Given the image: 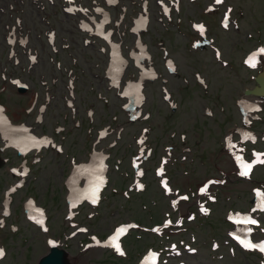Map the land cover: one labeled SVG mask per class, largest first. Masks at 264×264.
<instances>
[{
    "label": "flooded vegetation",
    "instance_id": "flooded-vegetation-1",
    "mask_svg": "<svg viewBox=\"0 0 264 264\" xmlns=\"http://www.w3.org/2000/svg\"><path fill=\"white\" fill-rule=\"evenodd\" d=\"M157 1L31 0L34 9L29 11L24 0H0V244L7 256L12 253L6 247L8 240H26L25 232L42 234L30 221L39 213L37 208L45 210L50 226V208L42 201L39 184L47 174L51 179L56 175L46 160L59 165L60 174L67 176L62 182L66 195L81 166L104 155L113 162L110 143L118 147L121 139L115 135L121 127L131 130L144 122L143 117L145 121L151 119L146 90L153 83L152 74L161 78L160 91L168 110L163 126L183 120L179 111L188 91L169 49L180 40L189 64L198 63L193 49H199L203 38L196 28L197 24L210 22L212 14L206 11L211 2H204L198 17L188 14V7L196 10L200 1L163 0L169 5L170 14L160 20L162 27L154 29L157 21L153 18L160 14ZM70 5L73 11L66 10ZM207 29L204 39L211 38L213 46L221 49L216 35L209 32L208 26ZM154 47L160 49V59L153 53ZM208 51L212 53L211 47L202 53ZM168 59L177 69L172 75L166 70L170 66ZM158 60L165 74L158 67ZM171 78L184 84L175 90ZM133 83L140 87H132L135 90L128 95L126 90ZM137 93L139 101H135ZM168 93L173 105L163 99ZM203 109L206 117L207 108ZM137 112L142 115L138 122ZM196 121L193 128L200 131L202 125ZM41 125L52 129L43 131ZM196 134L201 136L200 132ZM25 137L28 143L47 141L51 146L24 156L16 144L26 141ZM186 142L189 143L178 140L177 156L188 160V147L205 143L188 138ZM85 151L86 156L80 157ZM59 205L65 213L66 196ZM50 232L51 226L42 235L59 240L60 246L67 249L66 233L60 236ZM28 257L29 254L25 258ZM25 258L16 264H37L40 256L35 263Z\"/></svg>",
    "mask_w": 264,
    "mask_h": 264
},
{
    "label": "rangeland",
    "instance_id": "rangeland-1",
    "mask_svg": "<svg viewBox=\"0 0 264 264\" xmlns=\"http://www.w3.org/2000/svg\"><path fill=\"white\" fill-rule=\"evenodd\" d=\"M24 1L27 10L31 11L34 9L31 0ZM207 1L208 0H200L201 6L197 7L196 10L188 7V14H194L201 17V10L204 2ZM230 1L244 10L241 13L239 12L240 15L244 16L239 21L240 33H236L233 27L228 31L221 30L219 26L220 15L209 20L212 23V32H214L217 37V45L221 48L224 58L232 62L234 67H222L220 64L216 63L210 51L197 55L198 63L190 65L189 59L185 55L186 52L183 50V45L181 44L182 41L176 40L173 42L169 52L178 65L179 72L185 76L186 82L184 83L187 86L186 92L188 91L179 111L183 120L176 121L175 124L172 123L173 125L167 124L166 126H163L164 115L168 110L162 100L160 91L161 84L158 81L147 85L146 108L152 110L151 119L145 123L136 124V126L131 127V130H127L121 134V140L119 141L118 147H115L112 151L114 156L112 164L114 165L116 159L119 158L124 162L121 165V171L131 173L129 158L136 149H133L134 135L138 136L141 132V128L146 124H152L153 131L146 134L148 138L146 142L147 147L148 144H152L154 148V157L152 156L149 158V161L145 166L146 177L144 178V181L146 182L148 189L145 193L134 194L130 201H126L119 196H111V201L114 205L113 211H116V213L112 215L106 204L103 217L97 219L93 218V220L89 221V233H97L103 237L104 235L109 234L112 231V228L118 223L130 220H137L141 224L151 227L155 224H161L166 218L165 215L167 213L171 214L174 212L169 206L170 198L164 197L159 188V180L156 179L154 174V169L160 164V158L165 154L164 146L168 145L172 140H175L171 137L173 132L176 133L179 131L182 133L183 131V133L188 135L189 139H201L202 142L205 141L204 145L193 146V157L195 158V161H189L186 163V166L183 167L182 171H178L176 163H168L167 169L171 170L170 174L172 181L176 187H180L183 190H185L187 186H193L196 188L205 179L216 176L219 168L231 171L230 160L222 151L221 144H214L213 141L218 140L219 142L223 134L230 129L235 132V134H233V140L239 141L240 134H238L237 129L247 127L242 113L240 114L238 111L237 101L241 100L240 98L243 97L245 89H251L256 85L255 82H253V77L257 74V71L254 69L248 70L242 65L241 61L243 57L254 50L259 44L264 43L257 40L259 38L264 39V0ZM156 27L157 24L154 23L153 28L155 29ZM250 35L251 37H249ZM152 50L160 59V50L156 47ZM158 62V67L165 74V68L161 66L162 64L159 60ZM195 72H197V74H202L201 78L203 80L200 84L196 81L197 78L194 77ZM184 83L174 78L170 79V84L174 86V89ZM204 86H207L208 88L204 89ZM179 101H182V99L180 98ZM206 107H211L216 112L213 119L203 116V108ZM223 109H226L225 113H222ZM17 113L19 114V110H17ZM247 116L250 120L247 122V124L250 125L249 128L253 129L260 139L257 148L264 150V144L261 143V139L264 137V109L259 115H257L263 118V122L254 119V117H256L255 112H251ZM174 118H176V114H174L173 119ZM195 121L200 122L202 125L200 126V131H197L196 127L193 128ZM49 127L50 126L46 128L45 125H41L40 129L43 131H51L52 128ZM196 132H200L201 136L197 135ZM204 134H207L206 139L203 138ZM209 135L210 139H208ZM78 138L84 141L82 135H79ZM175 138L178 140L177 133ZM85 156L86 151L83 155H80L82 158ZM46 164L55 168L53 174H55L56 177L51 179L49 178V174H47L39 184L40 193L43 203L50 208L51 212L50 234L54 232L55 235H60L66 228V222L64 223L63 220L65 213L62 214L59 203L63 202L66 196L62 182L66 181L67 176H62L59 172V165H55L50 159L46 160ZM215 166L217 167L216 170ZM232 171L233 183H228L224 188H220L219 193H223V196L220 201L213 206L214 209L209 219L204 222H199L196 226L195 222H198V220L190 223L192 229L189 228L186 234H182V236H184L183 239L187 241L186 243L192 245L193 248L198 250L196 255H186L182 259L187 264H264V258L260 254L256 252H243L232 244L228 245L230 242L227 237L228 232L224 230L225 215L230 209H244L247 211L250 206V199L253 198L252 188L254 186L253 182H248L236 177L233 164ZM253 172L255 177L257 175L259 181L264 180V167H260ZM111 176V187H117L120 191L122 188H127L132 180V177L128 178V180L122 179L123 176L121 177L120 171L117 170H114ZM110 192L111 188H108L105 192L104 202L105 197H107ZM226 197H230L231 200H226ZM83 208L84 212H90V210L85 209V207ZM189 211H194V208H188V205L184 204L181 212L188 213ZM176 215L177 212L173 215L174 220L176 219ZM257 229L260 232H264L263 225L257 227ZM24 236L27 238L26 240L21 241V239L18 240V238L15 237L14 239L12 238L7 241L6 247L9 246L12 253L8 255L1 264L20 263L19 260L23 257L25 258L28 254L29 257L28 259L25 258V260L27 259L26 261L35 263V260L39 256H43L47 253L45 245L47 237L38 234V232L35 234H28L25 232ZM192 237L197 239L200 238V240H197V243H192L190 240ZM262 237H264V234L259 235V238ZM86 238L88 239V235H79L73 238L70 247V262L77 260L74 264H138V262H135L138 259V257L136 258L138 252L145 251L149 246L160 244L152 235H143L142 239H138L134 235V237L128 238L125 242V246L128 249L132 261H125L116 259L114 257L115 255H112L108 250L91 249L85 251L83 243L87 242ZM216 241L219 242L220 245L218 252L211 250L212 243ZM177 243L179 244L180 242ZM166 246H169V243H164L158 249L166 248ZM231 246L235 247L236 256H233L230 253L229 248ZM22 261H24V259ZM170 264L176 263L171 261Z\"/></svg>",
    "mask_w": 264,
    "mask_h": 264
},
{
    "label": "snow or ice",
    "instance_id": "snow-or-ice-1",
    "mask_svg": "<svg viewBox=\"0 0 264 264\" xmlns=\"http://www.w3.org/2000/svg\"><path fill=\"white\" fill-rule=\"evenodd\" d=\"M222 0H216V3H221ZM71 11V9H69ZM227 17H225V27H227ZM201 28V31H203V26H200ZM260 52L261 53H264V48L260 49ZM256 58H257V54L256 53H253L247 60H246V63L250 64L251 66H255L256 64ZM2 111V110H0ZM260 155L261 154H257V160L254 161L253 163H242V171H241V175L243 176H246L249 174V172L251 171V168L253 167V164L254 163H264V160H261L260 159ZM139 187H143L142 185H139ZM201 191H204V189H201ZM99 192V185H97L93 191H92V196L94 197L93 199V203L96 202V198L97 197V194ZM182 199H187V197H182ZM203 210V209H202ZM206 211V210H205ZM239 222V221H238ZM244 222L245 223H251V224H255L256 221L253 220V219H250L248 217H245L244 218ZM128 227H134V226H123L119 229L116 230V233L115 235H113L112 237L109 238V241H108V246H112L116 249V251L123 255V252L120 248V245H119V237L121 235H123L126 231H127V228ZM250 231V230H249ZM241 244L245 247V248H249V249H252V248H259L260 251L264 252V243H261V244H253L251 241L249 240H241L240 241ZM99 243V242H98ZM3 255V250L0 249V256Z\"/></svg>",
    "mask_w": 264,
    "mask_h": 264
},
{
    "label": "bare ground",
    "instance_id": "bare-ground-1",
    "mask_svg": "<svg viewBox=\"0 0 264 264\" xmlns=\"http://www.w3.org/2000/svg\"><path fill=\"white\" fill-rule=\"evenodd\" d=\"M143 20V19H142ZM139 23H140V21H137V24L139 25ZM138 25H137V28H138ZM139 59V58H138ZM144 72H147V71H145L144 70ZM132 87H140L139 85H137V84H130L129 86H128V88H127V90H126V93H128V95H130L132 92H134V88H132ZM139 93H137V95H136V98H135V101L136 100H138L139 101ZM138 96V97H137ZM129 99V98H128ZM254 106H255V104H253ZM24 140H26V141H24V142H22V143H24V146H22L21 148L23 149V148H27V147H29V146H26V143H27V138L25 137L24 138ZM31 143V142H30ZM39 145V144H38ZM20 148V149H21ZM99 167H100V160L99 159H97V160H95V161H93V162H91L90 164H87V165H85V166H81L79 169H78V172H77V175L78 176H83V180H84V188H80L79 186H80V183H79V177H77L76 179L77 180H75V183L74 184H71L72 185V187H74L75 189V191H72L71 192V197L74 199V198H76V197H79L80 195H82V196H85V197H88V196H90L91 197V193H92V191H93V189H92V187H89L88 185L91 183V181H93V180H95L96 179V176H95V174L98 172V170H99ZM88 186V188H87V191L85 190V188ZM83 191H85V192H83ZM87 192H89V193H87ZM75 200V199H74ZM70 261V260H69ZM77 260H73V262L71 261V262H69V263H66V264H74L75 262H76Z\"/></svg>",
    "mask_w": 264,
    "mask_h": 264
},
{
    "label": "water",
    "instance_id": "water-1",
    "mask_svg": "<svg viewBox=\"0 0 264 264\" xmlns=\"http://www.w3.org/2000/svg\"><path fill=\"white\" fill-rule=\"evenodd\" d=\"M257 83L258 86L247 91V94L264 97V75L257 78ZM69 260L70 257L68 255H66L63 251L56 250V248L53 247L51 252L41 260L40 264H66L70 262Z\"/></svg>",
    "mask_w": 264,
    "mask_h": 264
}]
</instances>
